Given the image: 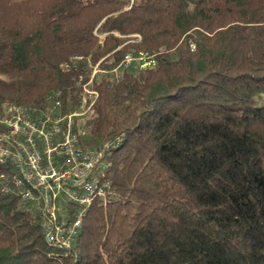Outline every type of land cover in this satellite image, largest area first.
I'll return each instance as SVG.
<instances>
[{"label": "trees", "instance_id": "16d2710c", "mask_svg": "<svg viewBox=\"0 0 264 264\" xmlns=\"http://www.w3.org/2000/svg\"><path fill=\"white\" fill-rule=\"evenodd\" d=\"M129 6L0 0V105L40 106L60 90L74 110L81 70L62 64L103 59L81 145L123 136L109 156L113 193L67 251L4 190L13 172L0 160V264H264V0ZM142 51L154 66H120Z\"/></svg>", "mask_w": 264, "mask_h": 264}, {"label": "built area", "instance_id": "2783aa9c", "mask_svg": "<svg viewBox=\"0 0 264 264\" xmlns=\"http://www.w3.org/2000/svg\"><path fill=\"white\" fill-rule=\"evenodd\" d=\"M133 3L130 0V6ZM126 37L131 39L128 42L142 40L140 34ZM102 61L74 56L62 64L64 71L81 70L74 77L78 96L74 110H65L60 90L48 93L40 106L9 101L0 105V160L13 172L7 181L11 187L4 190L14 189L21 196L38 215L47 243L64 251L76 242L92 203L101 200L105 204L113 193L106 177L109 156L123 136L94 148L81 145L87 134L81 118L96 104L98 82L109 72ZM135 62L147 68L156 59L146 51L127 53L120 66Z\"/></svg>", "mask_w": 264, "mask_h": 264}, {"label": "rangeland", "instance_id": "374dc122", "mask_svg": "<svg viewBox=\"0 0 264 264\" xmlns=\"http://www.w3.org/2000/svg\"><path fill=\"white\" fill-rule=\"evenodd\" d=\"M128 68H129L130 71L134 72V71H136L138 69V65L134 64L132 66H129Z\"/></svg>", "mask_w": 264, "mask_h": 264}]
</instances>
